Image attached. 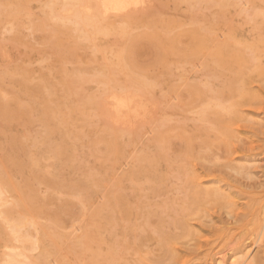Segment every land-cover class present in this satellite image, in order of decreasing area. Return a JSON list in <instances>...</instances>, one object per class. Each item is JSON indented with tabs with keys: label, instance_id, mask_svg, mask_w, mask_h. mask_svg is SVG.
<instances>
[{
	"label": "rangeland",
	"instance_id": "rangeland-1",
	"mask_svg": "<svg viewBox=\"0 0 264 264\" xmlns=\"http://www.w3.org/2000/svg\"><path fill=\"white\" fill-rule=\"evenodd\" d=\"M103 1L0 0V264H264V0Z\"/></svg>",
	"mask_w": 264,
	"mask_h": 264
},
{
	"label": "bare ground",
	"instance_id": "bare-ground-1",
	"mask_svg": "<svg viewBox=\"0 0 264 264\" xmlns=\"http://www.w3.org/2000/svg\"><path fill=\"white\" fill-rule=\"evenodd\" d=\"M95 2V1H94ZM100 3V2H99ZM102 6H103V8H104V10L103 11H106V13L107 12H113V14H114V12L115 13H126L128 10H130V9H135V8H137L138 9V7L139 6H141V4H142V1H140V0H105V1H103V2H101L100 3ZM98 7V6H97ZM96 8V7H95ZM91 11H93V10H91ZM94 11H96L97 12V10L96 9H94ZM137 12H139V11H137ZM102 13V12H101ZM108 14V13H107ZM106 14V15H107ZM117 15V14H116ZM131 15V14H130ZM107 16H109V15H107ZM122 94H124V93H122ZM118 96V95H117ZM150 101V100H149ZM114 102H115V112H113L112 111V115H114L115 113H117V116H115V117H117L118 118V121L117 122H119L120 124L121 123H123V124H125V122H127L126 120H127V115L129 116V112H130V110H132V108H133V106L131 105V103H129V102H127V101H124V100H121V99H117V98H114ZM134 103H135V101H134ZM109 105V104H108ZM153 105V104H152ZM161 108H163V107H161ZM114 109V108H113ZM99 110H101V109H99ZM163 110V109H162ZM137 111V110H136ZM159 112H160V110H159ZM109 113V112H108ZM114 118V116L112 117V119ZM116 119V118H115ZM114 120V119H113ZM129 120V119H128ZM108 122V121H107ZM114 122V121H113ZM115 123H116V121H115ZM122 125V124H121ZM120 125V126H121ZM127 125V124H126ZM114 127H115V129H118V127H120L119 125H118V127H117V124L116 125H113ZM124 127H126L125 125H122L121 127H120V129L121 128H124ZM201 182V181H200ZM199 182V183H200ZM264 217V216H263ZM262 218V217H261ZM263 221H264V219H263ZM264 224H263V226H262V229H261V231L258 233V238L256 239V241L254 242V245L256 244V245H260L261 244V242H262V240H261V238L262 237H264ZM262 245V244H261ZM253 250V249H252ZM251 253V252H250ZM249 254V253H248ZM252 254V253H251ZM62 255V254H61ZM247 258H249L248 256H246ZM252 257V256H251ZM76 258V257H75ZM246 258V259H247ZM233 262V261H232ZM238 263V262H237ZM243 263V262H242ZM53 264V263H52ZM55 264V263H54ZM244 264V263H243ZM246 264V263H245Z\"/></svg>",
	"mask_w": 264,
	"mask_h": 264
}]
</instances>
